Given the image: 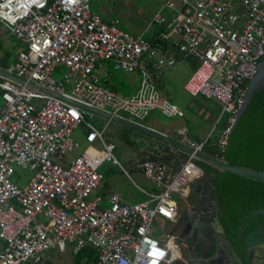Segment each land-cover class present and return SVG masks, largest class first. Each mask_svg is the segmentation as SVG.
Here are the masks:
<instances>
[{
    "label": "built area",
    "instance_id": "1",
    "mask_svg": "<svg viewBox=\"0 0 264 264\" xmlns=\"http://www.w3.org/2000/svg\"><path fill=\"white\" fill-rule=\"evenodd\" d=\"M90 1L0 0V23L20 43L5 70L23 80L0 81V264H56L49 250L63 252L65 243H72L74 252L92 249L93 264H164L168 245L153 236V223L174 220L178 205L172 195L186 199L202 169L192 154L173 169L141 159L135 166L157 191L132 203L110 192L103 206L99 195L89 198L102 179L98 168L104 161L118 162L113 144L84 121L93 112L82 105L108 106L110 113L123 111L136 122L154 108L167 117L181 115L156 91L158 75L175 64L161 47L168 38L182 55L197 61L183 89L219 104L207 136L196 142L182 133L183 142L202 151L220 123L214 143L219 155L245 85L262 59L264 0H163L146 22V28H160L151 39L124 32L116 20H104L90 10ZM103 61L115 69L139 71L133 94L119 96L97 84L99 72L101 81L107 79L99 70ZM59 65L65 70L55 81L51 74ZM81 121L89 145L73 154L77 142L71 132ZM167 152L180 155L172 146ZM13 165L31 172L23 186L10 179Z\"/></svg>",
    "mask_w": 264,
    "mask_h": 264
},
{
    "label": "water",
    "instance_id": "2",
    "mask_svg": "<svg viewBox=\"0 0 264 264\" xmlns=\"http://www.w3.org/2000/svg\"><path fill=\"white\" fill-rule=\"evenodd\" d=\"M261 53L262 59L255 63L254 74L247 81L240 105L232 115L233 122L227 129L226 143L222 144V158L218 154L212 156L194 150L165 133L127 118L82 105L95 114L192 154L194 158L223 171L218 180L219 192L224 203L221 216L231 234L242 238L241 253L231 248L230 241L225 238L224 224L216 209L214 179L211 176L189 185L188 193L193 194L194 198L185 199L182 214L177 219L181 224L193 225L198 231L206 230L209 239L212 240L211 246L202 248L200 244L201 251L197 254L185 238H182V243L188 246L186 253L190 254V258L185 262L175 260L169 264H264V223L241 235L242 229L250 220L257 214L264 213V43L261 46ZM0 77L23 82L21 78L2 69ZM26 84L49 95L63 98L62 95L36 86L32 82ZM70 102L78 104L72 100ZM170 156L154 155L147 158L165 161ZM182 160L183 157H180L179 161ZM187 212L190 215L188 223L184 218ZM182 232L179 237L182 236Z\"/></svg>",
    "mask_w": 264,
    "mask_h": 264
},
{
    "label": "rangeland",
    "instance_id": "3",
    "mask_svg": "<svg viewBox=\"0 0 264 264\" xmlns=\"http://www.w3.org/2000/svg\"><path fill=\"white\" fill-rule=\"evenodd\" d=\"M162 1L163 0H91L89 2V7L92 12L98 14L104 20H108V17H114L115 20H120L119 27L124 32L135 36L144 29L145 32H142V36L149 38L151 37L149 30L154 28L155 25H150L147 27L148 29H145L146 22ZM7 39L9 40L8 37ZM3 40L5 41V39ZM12 43L15 46V41H12ZM109 63L110 62L107 63L103 61L101 69H99H105L110 72L106 82H102L100 79L97 84L105 88H116L118 91L119 88L124 87L130 92H133L138 85L140 74L136 71L128 72L120 69H113L112 66H110L111 63ZM194 65L197 66V61L194 58L184 59L179 57L174 67L164 71L161 75V78L166 81V84L164 83L158 86L159 93L169 102L176 104L183 112V116L166 117L155 108L147 113L146 119L142 121L143 123L153 121L158 126L166 127L171 130V134L174 135V137L177 136L175 133L176 130L186 126L190 135L198 137L199 139L203 137L212 124V121L205 117V112L207 111L214 117L218 113L219 104L214 99H203L200 96L191 97L181 87L182 82L184 83L194 69ZM64 70L65 68L59 65L51 74V77L55 81H60ZM63 86L67 88L64 83ZM32 102L38 101L33 100ZM195 104H203L205 112H197ZM102 108L106 111H111V108L108 106ZM117 113L127 116V114L123 112ZM84 121L90 123L97 130H101L103 140L113 144L111 153L118 162V165H115L111 164L110 161H104L99 166L98 171L102 173L103 179L99 185L93 189L89 198H93L95 195L102 196V192L106 190V185H111L115 192L120 194L123 192V195H125V192L129 194L128 196H123L124 199L130 200V202H137L138 199L134 197L137 196L134 184L146 189L153 186L151 180L143 176L141 171L132 166L134 161L141 158L139 157L140 154L138 151L145 135L94 113L90 116L84 115ZM84 121H81L71 132L73 140L77 142V147L73 151V154H78L89 145L84 140L86 132ZM215 135H217L216 130L211 134L210 138L212 139ZM92 145L95 149H101V145L97 142L92 143ZM194 160L195 159H193V161ZM205 175H203L201 179H203ZM30 176L31 172L26 168L13 165V172L10 179L18 186H23ZM197 181L192 182V184ZM172 198L178 205L186 201L185 198H181L177 194H173ZM102 205L106 206L104 202H102ZM153 226V236L156 237L165 229L164 226H166V222L162 219H155ZM73 253V244L65 243V250L63 252H58L56 248H53L49 250L48 255L58 264H73ZM81 259L85 261L86 264H93L90 260V256L87 254L82 256Z\"/></svg>",
    "mask_w": 264,
    "mask_h": 264
},
{
    "label": "crops",
    "instance_id": "4",
    "mask_svg": "<svg viewBox=\"0 0 264 264\" xmlns=\"http://www.w3.org/2000/svg\"><path fill=\"white\" fill-rule=\"evenodd\" d=\"M109 18V20H111V19H113V20H115V18L114 17H108ZM118 19V18H117ZM117 21V24H118V26H119V21L120 20H116ZM151 25H153V24H151ZM150 26V25H149ZM120 28V27H119ZM145 29H148V28H146L145 27ZM160 30V28L159 27H157L156 25H155V27L154 28H152V29H150L149 30V32L151 33L150 34V36L151 37H149V38H147V39H151L152 38V36L154 35V34H156L158 31ZM142 32H145L144 31V29L142 30ZM142 32H140L139 34H137V35H140L141 37H143L142 36ZM7 37L9 38V40L7 39ZM143 38H145V37H143ZM3 39H5V41L3 40ZM12 41H15V46L13 45V43H12ZM19 42V41H18ZM17 41H16V39L13 37V36H11L8 32H7V30H5L4 29V27H3V25L0 23V54L1 55H3L4 53H5V51L6 50H10L11 48H13L14 47V57H15V53H16V51L18 50V48L20 47V43H18ZM164 44V45H163ZM3 47V48H2ZM161 47L162 48H165L166 49V51L169 53V54H171L173 57H174V59H175V63L178 61V59H179V57H181V58H191V57H188V56H184V55H182L176 48H174L172 45H171V42H170V40L168 39V38H164L162 41H161ZM11 61H12V59L7 63V67L6 68H2V67H0V69H2V70H4V71H6L5 69H7L8 67H9V64L11 63ZM107 63L108 62H110V61H106ZM111 63V62H110ZM109 63V64H110ZM145 65L147 66L148 65V61H145ZM175 65V64H174ZM110 66H112V64H110ZM174 67V66H173ZM173 67H171V68H168V69H165L164 71H166V70H169V69H172ZM113 68V67H112ZM113 69H115V68H113ZM195 69V68H194ZM193 69V70H194ZM192 70V71H193ZM102 71H105L106 73V75H107V77H108V75L110 74V72L108 71V70H105V69H103ZM133 71H136V72H138L139 73V71L138 70H133ZM163 71V72H164ZM129 72V71H128ZM130 72H132V71H130ZM163 72H161L159 75H158V77H157V84H156V91H157V93H158V95H159V97H160V99H166L164 96H162L160 93H159V91H158V86H161V84H166V81H164L162 78H161V75L163 74ZM140 74V73H139ZM191 74V73H190ZM99 77H100V79H102V73L101 72H99ZM189 77V76H188ZM2 78V77H1ZM3 79H5V78H3ZM187 79V78H186ZM107 80V79H106ZM186 81V80H185ZM184 81V82H185ZM102 82H106V81H102ZM139 82H140V79H139ZM139 82H138V85H139ZM183 82H182V84H181V87L183 88ZM138 85H137V87H138ZM137 87L133 90V92H129L128 94H121L122 92H118V91H115V90H113L112 88H107L108 90H110V91H112V92H114L115 94H117V95H119V96H129V95H131V94H133L134 93V91L137 89ZM121 88H123L122 90H127V89H125L124 87H121ZM184 90V89H183ZM121 91V90H120ZM191 97H195V96H191ZM201 97V96H200ZM203 98V97H202ZM203 99H205V98H203ZM167 100V99H166ZM168 101V100H167ZM171 103V102H170ZM172 104H174V103H172ZM176 105V104H175ZM177 106V105H176ZM195 106H196V110H197V112H202V113H204L205 111H204V106H203V104H200V105H196L195 104ZM155 109V108H154ZM157 109V108H156ZM179 109V108H178ZM101 110H103V111H106V110H104L103 108L101 109ZM151 110H153V109H151ZM150 110V111H151ZM159 110V109H158ZM180 110V109H179ZM181 111V110H180ZM204 111V112H203ZM106 112H111V111H106ZM119 112V111H118ZM120 112H123V111H120ZM149 112V111H148ZM147 112V113H148ZM123 113H125V112H123ZM161 113V112H160ZM95 114V113H94ZM116 115H119V116H121V117H124V118H127L128 119V117H129V115L127 114V116H124V115H122V114H118V113H115ZM162 114V113H161ZM98 115V114H97ZM147 115V114H146ZM146 115H144V117H142V119H140V120H137L138 122H136V121H134V120H131V121H134V122H136V123H139V124H142V125H144V126H147V127H150V128H152V129H155V130H157V131H160V132H162V133H165L167 136H169V137H171V138H173V139H176V140H178V141H180V142H182V143H184L185 144V142H183L184 140L182 139V133H185V135L190 139V140H192V141H196V142H199V141H202L206 136H207V134H208V132H209V130H210V127H209V129L207 130V132L203 135V137L201 138V139H199L198 137H195V136H192V135H190L189 134V132H188V129H187V127L186 126H184V127H182V128H180V129H178V130H176L175 131V133H176V137H174V135H172L171 134V130H169L168 128H166V127H160V126H158L155 122H153V121H150L149 123H143L142 121H144L145 119H146ZM163 115V114H162ZM101 116V115H100ZM172 116H178V117H182L183 116V112L181 111V115H172ZM216 116V115H215ZM215 116L213 117L212 115H210V113H208L207 111L205 112V117L208 119V120H210V121H212L213 122V120H214V118H215ZM167 117V116H166ZM169 117V116H168ZM213 119V120H212ZM109 120V119H108ZM212 125V124H211ZM210 125V126H211ZM123 126V125H122ZM125 127V126H124ZM130 129V128H129ZM216 129V136H218V126L215 128ZM131 130H133V129H131ZM214 130V129H213ZM135 131V130H134ZM138 132V131H137ZM143 134V133H142ZM212 134V133H211ZM145 135V134H144ZM210 135V134H209ZM145 138H143L142 139V145L139 147V157H141V158H139L138 160H136V161H134L133 162V167L135 168V169H137V170H139L140 171V169L139 168H137L136 166H135V163L137 162V161H139V160H141V159H144V158H147V157H151V156H166V155H168L169 153L167 152V148L168 147H170L171 145H169V144H166V143H163V142H161V141H159V140H157V139H154V138H152V137H150V136H148V135H145L144 136ZM211 137V135L209 136V139L208 140H210V141H212V142H210L209 141V143H211V146L213 145L212 143H214V140H215V138L213 139H211L210 138ZM217 138V137H216ZM210 145V144H209ZM208 144L206 145V148L207 149H209L211 146H209ZM215 145V144H214ZM173 147V146H172ZM175 148V147H174ZM177 150H178V152H179V154L180 155H178V156H173V155H171L170 156V158L168 159V160H165V161H157V160H153V161H156V162H163L164 164H166L167 165V167L169 168V169H173L174 168V166L176 165V163L178 162V160H179V158L180 157H184V155H186L187 153H185V152H183V151H181L180 149H178V148H176ZM203 151V150H202ZM203 152H205V153H207L206 151H203ZM207 154H209V153H207ZM209 155H211V154H209ZM217 155V154H216ZM213 156H215V155H213ZM148 159V158H147ZM196 159V158H195ZM152 160V159H151ZM198 160V159H197ZM111 164H114V163H111ZM115 165H118V163L117 164H115ZM122 170L125 172V170L122 168ZM100 172V171H99ZM101 173V172H100ZM143 174V173H142ZM101 175H102V173H101ZM126 175L128 176V178L130 179V181H132L131 180V178L129 177V175L126 173ZM143 176H144V174H143ZM146 177V176H145ZM147 178V177H146ZM202 178V177H201ZM102 179H103V175H102ZM101 179V180H102ZM149 179V178H148ZM150 180V179H149ZM101 182V181H100ZM152 182V181H151ZM132 183H133V181H132ZM153 183V182H152ZM104 184H105V182H104ZM190 184H192V183H190ZM134 187L136 188V192H137V196H134L136 199H138L137 200V202H140V201H143V200H145L146 198H147V196H146V192H153V191H157V187L154 185V183H153V186H151V187H149L148 189H146V188H142V187H140V186H137L136 184H134ZM106 190L104 191V192H102V196H100L101 197V204H102V202H104L106 205H107V201H106V197H107V194L108 193H110V192H112V193H115L118 197H119V199H121L122 201H125V202H130V200H127V199H124L123 198V196H128L129 194L127 193V192H125V195H123L122 193L123 192H121V194L120 193H118V192H115V190H113V188H112V186L111 185H106V188H105ZM146 197V198H145ZM133 202V201H132ZM132 202H130V203H132ZM136 202V201H135ZM178 205V204H177ZM185 205V202L184 203H182V204H180V205H178L177 207H183ZM177 214H176V217L174 218V220H171V221H166L165 220V222H166V226H164L165 227V229L164 230H162L157 236L159 237V238H164L163 239V242H166L167 243V245H168V254H167V260H166V262L164 263V264H169L171 261H180V262H185L186 260H188L189 258H190V254H188V253H186V251L188 250V246L185 244V243H182V241H181V239L182 238H185V241L192 247V249L195 251V253H199L200 251H201V245H200V243H193V238H190L189 236H181V237H179V235H180V233H181V231H182V229H183V227L185 226V225H187V224H181V223H179V222H177ZM225 231V230H224ZM169 237V238H168ZM178 239H180V241H178ZM240 253H241V251H240ZM50 263V262H49ZM46 264V263H45ZM50 264H53V263H50ZM56 264H58V263H56ZM177 264V263H176Z\"/></svg>",
    "mask_w": 264,
    "mask_h": 264
},
{
    "label": "trees",
    "instance_id": "5",
    "mask_svg": "<svg viewBox=\"0 0 264 264\" xmlns=\"http://www.w3.org/2000/svg\"><path fill=\"white\" fill-rule=\"evenodd\" d=\"M13 53H14V47L11 48L10 50H6L3 55L0 54V67H2V68L7 67V63L11 59L14 58ZM195 67H196V65L193 66V68H195ZM0 79L3 80V78H1V77H0ZM112 89L115 91H118V89H116V88H112ZM122 89L123 88H119V91H118V92H122L121 94H128L130 92L129 90H122ZM217 126L219 128L220 123ZM215 130L216 129L212 130L211 133H213ZM211 133H210V135H211ZM209 136H208V139H209ZM216 137L217 136L215 135L213 137V139L215 138V140H216ZM208 139H207V142L203 145L202 150L206 151L207 153L211 154L212 156L218 154L217 147L214 145L215 140H214V143H212L213 145L211 146V143H209L210 140H208ZM210 142H212V141H210ZM207 144L208 145L210 144L209 146H211L209 149L206 148ZM222 152L219 154V156L221 158H222ZM194 162L202 169L203 174H206V175L213 177V179H214V194H215V198H216V207L222 213L223 208H224V203H223L222 197H221L220 192H219L218 180H219V177L223 171H220L219 169H217V168H215V167H213V166H211V165H209V164H207L201 160L195 159ZM220 220L224 224L225 236H226V239H228L230 241V246L234 250H236L237 252L240 253L242 238L238 237L234 234H231V231H230L226 221L224 220V218L222 216H220ZM263 223H264V213L257 214L252 220H250L245 225V227L242 229L241 235L243 236L245 233H247L248 231L253 229L255 226H257L259 224H263ZM73 254H74L73 264H86L85 261H83L81 259V257L86 255V254L90 256V260L92 262H94V259H95L93 250L88 248V247L80 248L77 251H75ZM46 264H50V263L47 261Z\"/></svg>",
    "mask_w": 264,
    "mask_h": 264
},
{
    "label": "flooded vegetation",
    "instance_id": "6",
    "mask_svg": "<svg viewBox=\"0 0 264 264\" xmlns=\"http://www.w3.org/2000/svg\"><path fill=\"white\" fill-rule=\"evenodd\" d=\"M208 177H211V176L206 175L202 180L207 179ZM199 181H197V182H199ZM196 183H193V184H196ZM206 191H204V192H206ZM204 195H205V193H204ZM192 198H194V195L191 193H188L186 200H188V199L190 200ZM214 200L216 202L215 194H214ZM216 209H217V213L219 214V216H221V212L219 211V209L217 207H216ZM182 211H183V207H177V215H178L177 218L180 217V215L182 214ZM189 217H190L189 213L187 214L186 217H184V218H186V223H188ZM182 231H183L181 234L182 237L185 235V236H189L190 238H193V243L202 244V248H209L211 246L212 240L209 239V234L207 233L206 230L205 231L204 230L198 231L193 225L189 226L187 224L183 227ZM224 233H225V231H224ZM225 238H226V236H225Z\"/></svg>",
    "mask_w": 264,
    "mask_h": 264
},
{
    "label": "clouds",
    "instance_id": "7",
    "mask_svg": "<svg viewBox=\"0 0 264 264\" xmlns=\"http://www.w3.org/2000/svg\"><path fill=\"white\" fill-rule=\"evenodd\" d=\"M201 179V178H200Z\"/></svg>",
    "mask_w": 264,
    "mask_h": 264
}]
</instances>
